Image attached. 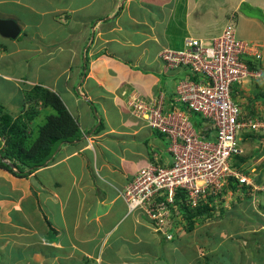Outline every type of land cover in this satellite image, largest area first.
Wrapping results in <instances>:
<instances>
[{"label": "crops", "instance_id": "obj_1", "mask_svg": "<svg viewBox=\"0 0 264 264\" xmlns=\"http://www.w3.org/2000/svg\"><path fill=\"white\" fill-rule=\"evenodd\" d=\"M9 3L19 9L11 14ZM0 17L21 27L16 38L0 34V105L20 116L32 107L25 91L42 85L60 95L82 131L26 176L0 167L2 261L12 264L13 251L15 264H178L184 244L164 238L141 210L130 212L120 193L154 152L171 163L164 134L133 114L128 95L151 100L163 92L168 104L190 71L167 68L161 51L182 48L187 36L219 34L231 20L263 54V77L235 96L246 116L264 119V0H0ZM37 117L26 115L28 136ZM202 127L216 135L210 123ZM240 142L250 150L241 166L264 186V130L245 131ZM250 262L264 264V255Z\"/></svg>", "mask_w": 264, "mask_h": 264}, {"label": "built area", "instance_id": "obj_2", "mask_svg": "<svg viewBox=\"0 0 264 264\" xmlns=\"http://www.w3.org/2000/svg\"><path fill=\"white\" fill-rule=\"evenodd\" d=\"M160 56L167 68L187 67L189 75L178 81L168 104L163 92L151 100L130 93L128 104L135 116L167 135L171 163H161L154 152V160L141 167L120 193L130 212L141 210L164 230L170 211L159 199L173 203L178 190L185 192L191 207H197L210 203L232 176L258 189L254 178L235 165V158L244 151L242 134L264 130V119L246 116L235 90L262 77L257 62L263 54L254 42L239 37L236 22L230 20L219 34L187 36L182 48H164ZM195 115L202 117V126H213V138L195 126Z\"/></svg>", "mask_w": 264, "mask_h": 264}, {"label": "rangeland", "instance_id": "obj_3", "mask_svg": "<svg viewBox=\"0 0 264 264\" xmlns=\"http://www.w3.org/2000/svg\"><path fill=\"white\" fill-rule=\"evenodd\" d=\"M4 6H7L6 9H8L11 14L13 9H19L13 3L4 4ZM248 9V5H242L241 10L243 12L248 11ZM255 14L262 15V12L257 10ZM1 96H3L4 99L12 96V87L10 84L5 88ZM261 99L264 101L263 97ZM92 107L94 106L92 105ZM97 108H99V106H97ZM0 109L12 114V108L8 104H5L3 107L0 105ZM94 109H96V107ZM18 113H20V111H18L17 114ZM51 113V111H43L38 114L37 123L39 124L34 122L33 125H31V129H34V133L28 137L27 147L33 144L38 135V126L44 124L47 116ZM100 114L102 113L100 112ZM194 119L195 121L193 120V122L197 128L203 125V119L200 115H195ZM157 137L160 139L159 135H157ZM162 139L165 140L168 146L169 139L166 134L162 136ZM245 146H247V143ZM258 146L261 148L262 145L258 144ZM248 151L250 153V150L247 149L246 152L245 150L243 152L247 155ZM245 165L246 168L240 166L241 169L246 173H251L252 168L249 169L247 164ZM251 176L255 177L254 174H251ZM256 195L257 196L254 197L250 191L244 190L239 186L234 192L230 191L225 194L222 200L219 199L216 200V202L208 203V213L204 214V216L195 223L192 231H188V222L185 219L182 220L183 217L179 216L177 218L179 221L178 225H180L178 228L179 237H175L174 241L176 242L179 240V242L184 245L182 247L178 246L177 248V254L175 255L177 263L186 264L184 258L191 255L189 258L191 260L188 264H254L250 262L252 256L264 255V227L262 226L264 225L262 220V218H264V189L256 191ZM253 211H256L261 218L252 217L255 216ZM166 224L167 226L170 225L169 221L166 220ZM174 232L177 233L175 230ZM259 240H262V243H260ZM260 252H262V254ZM195 254L198 255L195 257ZM170 255L172 259L175 258L174 254L170 253ZM13 256L14 254L12 251V257H8L7 260L15 264ZM158 256L161 257L163 255L159 252ZM248 258H250L249 261ZM162 260H164V258H162ZM238 260H241V262ZM5 263L7 262L2 261L0 256V264ZM17 264L27 263L18 262Z\"/></svg>", "mask_w": 264, "mask_h": 264}, {"label": "trees", "instance_id": "obj_4", "mask_svg": "<svg viewBox=\"0 0 264 264\" xmlns=\"http://www.w3.org/2000/svg\"><path fill=\"white\" fill-rule=\"evenodd\" d=\"M262 61L257 62L258 67L262 66ZM250 64L253 65L252 62ZM25 99L26 102L32 103V107L28 108V112H22L23 114L20 116L14 117L12 114L0 109V167L19 176H26L33 169L47 165L53 159L54 152L60 143L71 142L82 136L79 123L56 92L42 85H35L30 90L25 91ZM34 103L51 107L53 112L47 116L45 123L41 125L39 135L33 144L27 147L29 136L27 134L28 125L25 121L26 115L33 119L40 113L36 106H33ZM235 159V165L241 169L240 163L245 158L237 155ZM161 163L165 164L162 160ZM239 186L250 191V193L253 192L251 186L240 184L239 180L232 176L228 179L227 185L215 197L209 198V202H215V198L222 200L225 194L230 191L234 192ZM185 198V192L178 190L173 203H169L165 197L159 199V201L165 202L170 211L169 215H165L170 223L165 227L166 233L158 230L166 239L175 240V237H179L178 228L180 225H178L179 221L177 220L179 216H182V220L185 219L188 222V231H192L195 223L209 211L207 202L197 207H191ZM144 215L148 218L146 214Z\"/></svg>", "mask_w": 264, "mask_h": 264}, {"label": "water", "instance_id": "obj_5", "mask_svg": "<svg viewBox=\"0 0 264 264\" xmlns=\"http://www.w3.org/2000/svg\"><path fill=\"white\" fill-rule=\"evenodd\" d=\"M20 32L21 27L14 19L0 17V34L8 38H16Z\"/></svg>", "mask_w": 264, "mask_h": 264}, {"label": "clouds", "instance_id": "obj_6", "mask_svg": "<svg viewBox=\"0 0 264 264\" xmlns=\"http://www.w3.org/2000/svg\"><path fill=\"white\" fill-rule=\"evenodd\" d=\"M263 60V59H262ZM262 77H263V75H262ZM261 77V78H262ZM260 79V78H259ZM257 80V79H256ZM255 81V80H254ZM249 175V174H248ZM251 177H253V176H251ZM255 182V181H254ZM255 185L257 186V187H259V186H262V187H260V188H258V189H254L253 187V185H249V186H251L252 187V189H253V192H256V191H258V190H263L264 189V186L262 185V184H259V183H256L255 182ZM144 214V213H143ZM158 229V228H157ZM158 230H160V229H158ZM164 233H166V228L164 229V230H162Z\"/></svg>", "mask_w": 264, "mask_h": 264}]
</instances>
